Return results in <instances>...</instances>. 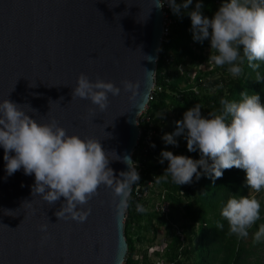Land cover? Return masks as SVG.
<instances>
[{
  "label": "water",
  "instance_id": "1",
  "mask_svg": "<svg viewBox=\"0 0 264 264\" xmlns=\"http://www.w3.org/2000/svg\"><path fill=\"white\" fill-rule=\"evenodd\" d=\"M163 31L164 13L154 0H0V101L132 160ZM81 73L114 83L120 95L109 93L103 112L90 100L72 99ZM124 80L134 93L123 90ZM3 156L0 147V264L124 263L126 207L118 210L111 189L101 185L83 206L90 209L84 222L59 220L64 198L52 205L33 196L34 175L21 168L9 176ZM109 167L118 179L129 170L119 160ZM45 224L47 233L40 231Z\"/></svg>",
  "mask_w": 264,
  "mask_h": 264
},
{
  "label": "clouds",
  "instance_id": "2",
  "mask_svg": "<svg viewBox=\"0 0 264 264\" xmlns=\"http://www.w3.org/2000/svg\"><path fill=\"white\" fill-rule=\"evenodd\" d=\"M165 2L179 15L181 8L187 9L193 0H183L182 4L176 0H154V7L162 9ZM203 7L202 0H197L189 15L194 41H210L214 54L209 55V62L217 67L227 66L233 77L241 75L240 65L245 58L253 68L259 67L254 61L264 63V0H222L211 18L202 14ZM122 86L125 92L135 91L130 81H122ZM120 92L121 88L112 82L99 77L91 81L81 73L72 99L90 100L103 112L108 107L109 93L118 96ZM219 103L220 111L209 112L207 117L202 115L199 104L194 105L184 112L182 120L175 122L173 133L162 136L166 144L177 145L174 137L183 135L188 152L198 151L200 158L162 150L160 163L166 160L168 166L156 182L170 176L177 185L191 184L194 177L199 180L202 174L215 180L222 178L225 170L237 168L244 171L248 189L256 193L264 190V104L260 96L242 91L239 101L221 99ZM0 147L9 176L21 168L25 175H34L33 196L39 194L52 205L64 198L55 213L59 220L84 222L90 209L83 206L101 185L112 190L114 200L119 197L117 208L122 210L132 185L140 181L137 165L129 156L121 158L114 151L106 152L95 137L69 135L55 120L37 122L22 105L10 99L0 101ZM112 160L128 166V171L119 173V179L109 167ZM137 211H144L143 206L137 205ZM260 213V201L248 195H233L221 208L230 232L239 238L249 235ZM40 231L47 233V225H41ZM254 239L256 242L264 239V224L254 233Z\"/></svg>",
  "mask_w": 264,
  "mask_h": 264
},
{
  "label": "trees",
  "instance_id": "3",
  "mask_svg": "<svg viewBox=\"0 0 264 264\" xmlns=\"http://www.w3.org/2000/svg\"><path fill=\"white\" fill-rule=\"evenodd\" d=\"M202 2V14L211 18L222 0ZM176 3L182 4L183 0H176ZM196 3L197 0H193L187 9L181 8L179 15L174 14L170 7L164 11L165 21L169 24L154 75L155 86L159 90L152 93L141 115L140 137L132 154L140 175V181L132 187L139 185L143 197L137 198L131 191L126 202L124 236L128 250L124 264H261L249 257L255 255L251 247L264 242V239L259 242L254 239V233L264 221L262 203L260 219L249 230L252 234L249 247L244 244L245 238L230 232L227 221L221 216V208L231 196H250L251 190L246 187L243 170H225L222 178L215 180L202 174L199 180L194 177L191 184L184 185L175 184L170 176L156 182L168 166L166 160L160 163L162 150L200 158L198 151L188 152L183 135L174 137L177 145L166 144L162 139L164 134L176 130L175 122L182 120L189 108L199 104L202 115L207 117L209 112L220 111L221 99L239 101L242 91L258 94L264 104V63L254 61L259 67L253 68L245 58L240 65L241 75L233 77L227 66L217 67L209 62V55L214 54L210 41H194L191 30L189 13L195 10ZM198 65L204 69H196L191 79L190 74ZM149 131H152V138L147 141ZM253 198L258 200L257 196ZM156 199L159 207L167 205L166 210L161 212L154 205L148 207ZM137 205H142L144 211H137ZM218 224L223 227H217ZM160 228L164 229L169 241L162 254L155 253L158 260L152 261L147 248L154 243ZM141 246L146 248L141 250Z\"/></svg>",
  "mask_w": 264,
  "mask_h": 264
},
{
  "label": "rangeland",
  "instance_id": "4",
  "mask_svg": "<svg viewBox=\"0 0 264 264\" xmlns=\"http://www.w3.org/2000/svg\"><path fill=\"white\" fill-rule=\"evenodd\" d=\"M198 69H204L203 66L198 65L197 67L194 68L193 72L190 74V78H193L194 72L195 70ZM172 152V151H171ZM249 195L251 197L257 196L258 200L262 203V209L264 211V190H262L260 193H256L253 191L249 192ZM152 203H150L148 205V207L150 205H154V207H156L155 209L159 210V206H158V200H153L151 201ZM166 206L164 204V207H162V210L165 209L166 210ZM161 210V212H162ZM263 220H264V214L262 216ZM262 224H264V221L262 222ZM173 228L175 229L176 226H173ZM251 238H252V234H249L247 237H245L244 239V244L249 247V243L251 242ZM169 241V237H167L165 235V231L163 228L158 229L157 234H156V239L154 240V243L149 246L147 248V255L149 256L150 260L152 261H157L158 260V256H155V253H159L162 254L163 249L165 248L166 244ZM144 248H146V246H141V250H144ZM251 250L255 253V255L252 254V256L249 257V259L251 261H254V259L258 260L261 264H264V242H262L259 245H254L253 247H251ZM142 252V251H141ZM138 253H140V251H138ZM139 256H135V258H138Z\"/></svg>",
  "mask_w": 264,
  "mask_h": 264
},
{
  "label": "built area",
  "instance_id": "5",
  "mask_svg": "<svg viewBox=\"0 0 264 264\" xmlns=\"http://www.w3.org/2000/svg\"><path fill=\"white\" fill-rule=\"evenodd\" d=\"M168 9H169V5H168L167 2H165L162 10L163 11H167ZM168 24H169V22H164L163 38L167 35V26H168ZM162 41H163V39H162ZM155 89L159 90V88L155 86V81H154L153 88H152V90L150 92L149 100L151 99V95L155 91ZM146 108H147V106H146ZM146 108L144 109V111L146 110ZM144 111L137 117L138 124L140 122L141 115L144 113ZM142 120H143V118L141 119V121ZM146 121H148V118H146ZM151 138H152V131H149L148 136H147V141H150ZM131 191L133 192V196H136L137 198H142L143 197L142 188L139 185H135L134 187H131ZM162 207H164V204L160 205V208H159L160 211L162 210Z\"/></svg>",
  "mask_w": 264,
  "mask_h": 264
}]
</instances>
